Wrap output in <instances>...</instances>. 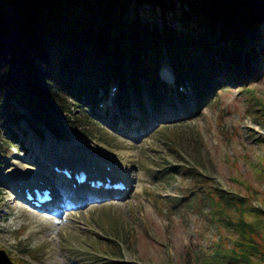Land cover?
<instances>
[{"label": "rangeland", "instance_id": "obj_1", "mask_svg": "<svg viewBox=\"0 0 264 264\" xmlns=\"http://www.w3.org/2000/svg\"><path fill=\"white\" fill-rule=\"evenodd\" d=\"M139 7L142 15L153 16L147 6ZM261 31L264 34V27ZM165 58L161 66L173 75ZM225 63L221 60L218 81L203 98L196 97L190 80L184 79L182 90L174 83L165 95L160 88L153 104L142 80L141 105L131 96L121 108L113 98L115 110L104 108L98 114L112 91L111 82L92 102L71 104L70 115L83 116L85 125L73 130L62 123V137L45 125L37 133L25 118L11 121L9 113L0 114V264H204L216 240L229 244L234 231L212 217L204 195L198 197V180L185 175L194 168L195 177L245 195L264 212V104L256 101L264 103V63L260 74L241 80H235ZM143 105L147 114L163 105L185 110L151 126L147 119L129 133L106 121L114 111L129 128ZM32 145L50 153L57 146L93 156L101 152L118 174L126 170L122 173L133 178L132 185L120 198L70 204L57 215L33 208L16 197L10 187L15 179L8 176L28 166L22 160Z\"/></svg>", "mask_w": 264, "mask_h": 264}, {"label": "trees", "instance_id": "obj_2", "mask_svg": "<svg viewBox=\"0 0 264 264\" xmlns=\"http://www.w3.org/2000/svg\"><path fill=\"white\" fill-rule=\"evenodd\" d=\"M140 5L153 16L142 15ZM261 27L264 0H0V114L25 118L37 133L45 125L62 137V123L83 130L84 117L70 115L71 104L92 102L111 82L122 107L131 96L142 104V80L155 104L164 57L177 83L189 79L203 98L221 60L235 80L260 74ZM197 174L185 171L198 180L212 217L235 233L229 244L216 240L204 264H264L261 206Z\"/></svg>", "mask_w": 264, "mask_h": 264}, {"label": "bare ground", "instance_id": "obj_3", "mask_svg": "<svg viewBox=\"0 0 264 264\" xmlns=\"http://www.w3.org/2000/svg\"><path fill=\"white\" fill-rule=\"evenodd\" d=\"M160 71H162V73H164V80H165V86H166V94H170L169 91H170V85L172 86L173 85V82H174V74L171 75L169 73L168 75V72L166 73V71L164 70V68L161 66L160 67ZM113 94H109L107 96V98L102 101L101 105L99 106V108L97 109L98 111V114L99 112H101L103 114V111L106 110L104 108H108V109H111V110H115L114 109V104H113ZM168 99V98H167ZM170 101V100H169ZM170 105H173V103H171L170 101ZM153 106V104H152ZM163 108L161 110H156L155 108L154 111L152 109H150V114H147V110L146 108H142V111L139 115V117H137L138 121L135 122L131 127H127L126 123L121 121L122 118L119 116L116 115V113H114V111L110 112L107 116V119L106 121H111V123H116L115 125V128L118 129V130H121V131H124L125 133H129L133 127H135L136 125L138 127L140 126H144L146 121L145 120H149L151 123V125L155 124L157 121H159L160 119H163V118H166V119H169V118H173L174 116L176 117L177 115H179V113L183 112L184 110H182L180 107L174 109L173 106L169 107H165L164 105L162 106ZM166 109V113H164L163 115H159L160 112H164L163 110ZM169 109V110H167ZM156 110V111H155ZM158 111V112H157ZM158 114V115H157ZM185 115V114H183ZM182 116V115H180ZM168 117V118H167ZM142 118V119H140ZM147 120V121H148ZM50 141V140H48ZM51 142V141H50ZM69 153L71 154V156L69 154H65L67 156H70V157H64L61 155V153ZM56 153H60V154H57ZM97 153V152H96ZM102 153L101 152H98L96 156H93L91 155L90 153L88 154H84L83 152H76V151H64L62 148H60L59 146H57V149H55L53 151V153H50L49 151H46V149H42L40 148L39 146H35V145H32V152L31 154L28 155L27 159H23L22 161H25L28 166H22L23 170L21 171H18V172H15L16 174H10L8 175L10 178L9 180H12L15 179L14 181V188H17V187H20V186H28V182H38L40 180V178H43V175H46L48 176V174L50 175L51 172L53 170V163L55 164H59V165H63V164H66V165H70V166H74L75 164H80L83 166L85 164H96L97 166H104V164L108 163L107 161H105L106 159L104 158V156L101 155ZM82 157V160H80V158ZM113 158V157H112ZM53 159H57V160H53ZM56 161V162H54ZM116 170V169H115ZM42 171V172H41ZM117 171V170H116ZM45 174H44V173ZM121 178H124L126 177V175H123L122 172H126L125 169H122L121 168ZM53 177H56L59 181L57 182H60V183H67L68 182V179H66L63 174H55L53 175ZM129 177V176H127ZM66 179V181H65ZM132 177L131 178H127V180L129 181L130 183V187L132 185ZM10 183H13V182H10ZM62 183V184H63ZM79 189L80 191L85 194H88L89 192L91 194H94L95 196H88V197H85V196H78V195H73L72 193L70 194H67L68 196V199H72L74 197L73 200H70L69 203L66 205L68 206L69 204H76V203H81V202H84V203H88V202H93V201H98L97 199H100L102 197H107V198H120L124 193L125 191H113V190H106L104 188H91L89 187L88 185H82V186H79ZM53 190V189H52ZM127 191V190H126ZM16 194V197H21V192H17V191H14ZM54 199L50 202H45L44 205H43V208L42 210H45V211H50L52 214H58L59 210H57V208L53 207L54 204H58V200L61 199V193L60 191L56 188L55 191H54ZM73 195V196H72ZM67 203V202H66ZM65 207V206H64ZM49 212V213H50Z\"/></svg>", "mask_w": 264, "mask_h": 264}]
</instances>
